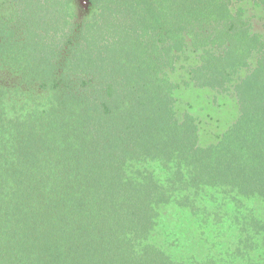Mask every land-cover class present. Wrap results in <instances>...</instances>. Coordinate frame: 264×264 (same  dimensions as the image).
I'll return each instance as SVG.
<instances>
[{"label": "trees", "instance_id": "trees-1", "mask_svg": "<svg viewBox=\"0 0 264 264\" xmlns=\"http://www.w3.org/2000/svg\"><path fill=\"white\" fill-rule=\"evenodd\" d=\"M75 1L0 0V264H264V37L244 0ZM179 70L236 102L214 143L175 111ZM169 205L203 228L197 258L156 242Z\"/></svg>", "mask_w": 264, "mask_h": 264}, {"label": "rangeland", "instance_id": "rangeland-1", "mask_svg": "<svg viewBox=\"0 0 264 264\" xmlns=\"http://www.w3.org/2000/svg\"><path fill=\"white\" fill-rule=\"evenodd\" d=\"M88 0H76L74 3V11L77 16L85 15L87 12ZM264 0H244L239 3L236 8L241 10L245 20L249 23L251 30L264 37ZM173 81L180 85L175 91L176 104L175 111L180 117L183 113L192 115L196 119L199 128V136L201 144L214 143L219 135L228 129L235 121L238 114V108L233 96L230 93L216 94L208 90L191 89L181 84L180 76H185L184 72L179 70L172 74ZM212 191H207L210 195ZM227 205L226 209L231 213L234 204L231 202H222ZM260 206V204H258ZM253 207L252 204L248 205ZM261 207V206H260ZM235 210V209H234ZM214 209L209 206V213H213ZM260 215V212L258 213ZM230 215V214H229ZM229 215H220L217 218L213 217L218 222L222 220L224 223L221 229H225V234L222 237L221 243L224 245L232 243L234 237L230 232H234L231 227H228L230 221ZM208 217V220H212ZM209 221H207L208 223ZM210 228H216L211 224ZM224 225V226H223ZM230 231H228V229ZM200 229V230H198ZM202 227L190 215L188 211H183L174 205H169L162 208L159 218V224L156 227L154 238L160 245V242L167 239L169 245L168 252L178 256L184 254L188 258V254H193L198 257L200 249L195 245L196 236L200 234ZM215 230V229H214ZM227 241V242H226ZM203 256L201 257V259ZM203 261V260H202Z\"/></svg>", "mask_w": 264, "mask_h": 264}]
</instances>
